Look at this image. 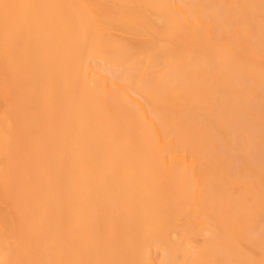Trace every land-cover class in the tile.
Listing matches in <instances>:
<instances>
[{
	"label": "bare ground",
	"instance_id": "1",
	"mask_svg": "<svg viewBox=\"0 0 264 264\" xmlns=\"http://www.w3.org/2000/svg\"><path fill=\"white\" fill-rule=\"evenodd\" d=\"M0 264H264V0H0Z\"/></svg>",
	"mask_w": 264,
	"mask_h": 264
}]
</instances>
